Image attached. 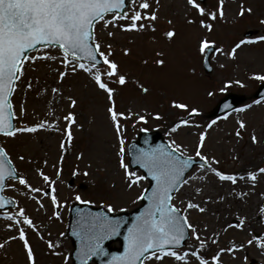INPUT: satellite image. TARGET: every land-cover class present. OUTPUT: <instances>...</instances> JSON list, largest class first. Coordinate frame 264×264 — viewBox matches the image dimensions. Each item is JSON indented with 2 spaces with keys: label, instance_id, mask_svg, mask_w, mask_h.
Listing matches in <instances>:
<instances>
[{
  "label": "rangeland",
  "instance_id": "374dc122",
  "mask_svg": "<svg viewBox=\"0 0 264 264\" xmlns=\"http://www.w3.org/2000/svg\"><path fill=\"white\" fill-rule=\"evenodd\" d=\"M197 2L208 11H216L218 7V0ZM240 5L250 7L252 14L239 16L237 13ZM153 8H156L154 2ZM223 11V20L205 19V23L212 25L211 31L200 27V17L188 10L185 0H160L157 8L158 18L154 22L155 31L122 32L118 27L111 25L105 29L103 21L95 25V39L102 44H112L113 55L110 59L118 64L120 73L127 77L125 86L112 83L107 77H103L109 87L115 89V111L124 113L126 117L129 112L132 113L128 119L119 120L125 149L129 140L134 139L140 129H156L162 132L169 145L175 141L181 146L185 156L194 157L198 134L207 131L202 151L220 161L217 165L219 169L232 173L240 167L246 170L257 166L264 167V144L252 145L250 141L253 132L258 138H262L264 99L255 98V91L261 81L254 77L264 75V42L245 43L236 50L234 58L227 55L239 41L255 40L264 35V25L259 24V20L264 19V0H224ZM188 18L196 22L189 24L186 22ZM105 19L111 17L107 16ZM169 20L172 21L171 24L168 23ZM119 23L125 24L127 21L121 20ZM169 29L176 31V36L171 41L164 36ZM248 31H251V35L245 36ZM108 32H113L114 37L109 38ZM202 39L213 42L214 49H222V52L213 50L211 53L212 71L209 74L204 73L202 69L204 52L199 51ZM124 49L129 50L127 55L124 54ZM45 51L60 56L55 49ZM101 51L107 50L102 46ZM158 53L162 55L158 56ZM157 58L165 60L163 67L155 64ZM105 67L101 65L98 69L103 72ZM53 69L67 71L68 74L61 83H57ZM237 81L239 83H236ZM29 83L31 88L27 87ZM225 84L229 86L225 88ZM140 85L147 87L148 93H143ZM53 87L59 88L60 92L52 93ZM209 92L213 95L209 96ZM230 93L243 98L236 109L245 108V111L212 116L211 112L219 99ZM69 97L77 101L73 108L69 107ZM256 101L260 103L257 104ZM173 102L188 105V110L172 107ZM11 103L17 127L34 126L40 122H45L46 127L36 133L17 134L14 138L0 135V145L5 149L17 173L26 177L32 187L48 189V185L37 174L38 171L55 182L53 187L60 207L56 208L51 204V192L49 196H44L43 193L37 195L19 185L18 181L8 180L4 194L11 197L16 206L0 216V244H4L9 236L17 234L14 229L8 230L7 225L10 222L4 217L14 215L19 208H24L25 214L39 228V233L26 228L35 264H70L69 259L65 260L70 243L63 235L68 205L76 201L75 196L80 195L82 200L90 201L93 205L111 204L113 212L128 210L137 205L138 197L147 181L144 179L131 189L127 187L123 169L119 167V158L116 155L119 143L106 111L111 102L107 99V94L94 84L88 73L82 70L73 73L71 68L65 69L59 59L37 61L35 65L26 64L24 74L11 96ZM247 105L251 107H246ZM21 106L25 109L22 118ZM191 108H196L198 115L190 116ZM69 112L73 113L75 119V123L70 126L64 119ZM157 114L162 119H154ZM139 115L145 116L147 122L139 121ZM181 120H188L189 125L171 132V128ZM237 120H243L247 126L242 130L243 138L240 140L234 135ZM213 121L215 123L212 127L207 128ZM66 128L71 132V139L66 134ZM80 154H83V158L78 160L77 156ZM21 155L24 156L23 161L18 158ZM233 155L238 159L233 160ZM123 159L126 163L125 152ZM74 171L77 173L75 176ZM84 172H88V175H83ZM134 172L141 175L139 171ZM192 175H200L197 167L189 172L186 179ZM69 181L72 182L69 184ZM195 183L196 186L201 184L189 180V185ZM189 185L181 186L174 194L172 203L177 207L181 206L180 199L190 190ZM205 193L209 194L208 188H205ZM260 193H264V177L257 184L255 194L249 197L250 200L255 197L260 199ZM192 195L193 192H190L188 199ZM32 196L41 200L44 207L37 210ZM259 201L263 202L261 199ZM220 206L226 208L228 205ZM54 212L59 213V219L55 218ZM186 215L190 223L201 228L208 224L210 231L221 225V221L218 222L216 217L203 216L194 210H189ZM257 220L254 234L264 236V217ZM40 236L43 239H40ZM60 238L65 241L64 244L59 242ZM249 238L247 231L243 233L229 229L227 232H221L218 246H211L208 255L215 254L220 246L225 247L224 242L229 239L245 242ZM48 241H51L55 248L49 249ZM192 243L195 241L188 239L185 244ZM259 250L252 245L246 246L244 251L224 254L222 264H252L254 260H260L264 264V257ZM52 252L59 255H52ZM0 264H26L22 242L17 239L0 249ZM144 264L149 262L145 261ZM163 264L173 262L165 258Z\"/></svg>",
  "mask_w": 264,
  "mask_h": 264
},
{
  "label": "snow or ice",
  "instance_id": "6c2138e0",
  "mask_svg": "<svg viewBox=\"0 0 264 264\" xmlns=\"http://www.w3.org/2000/svg\"><path fill=\"white\" fill-rule=\"evenodd\" d=\"M153 2L156 8H153ZM160 0H0V135L14 138L17 134L36 133L38 130L46 127L45 122H40L34 126L17 127L14 123L13 107L10 98L16 90V84L20 81L24 74L26 64L35 65L37 61H56L60 60L62 66L75 73L82 70L88 73L91 80L107 94V99L111 102L107 108V114L113 125L116 138L119 143V151L116 153L119 158V167L123 169V176L126 185L131 189L134 185L144 180L146 177L138 175L134 171L129 170V165L124 162L123 155L125 152L124 139L122 138V125L119 120L121 118L128 119L132 113L129 112L126 117L124 113L115 111L113 94L115 89L109 87L103 77H107L112 83L120 86L127 84V77L120 73L118 64L110 59L113 55L112 44H102L94 37L95 25L103 21V27H118L120 31H136L143 32L147 30L155 31L154 22L157 20V8ZM186 7L194 15L200 17V27L212 30L210 23H205V19L214 21L216 19H224V0H218L216 11H208L201 6L197 0H185ZM245 13L252 14V9L245 8L240 5L237 13L244 16ZM110 16L111 19H105ZM125 20L127 23L120 24L119 21ZM147 22V23H145ZM187 23L192 24L196 21L188 18ZM172 23L171 20L168 21ZM260 25H264V19L259 20ZM109 38L114 37L113 32L107 33ZM169 40H173L176 36L175 29H169L164 33ZM264 42V35L258 36L255 40H241L231 49L227 55L233 57L237 49L245 43ZM102 46L106 48L101 51ZM213 47V42L202 39L199 45V51L205 52L206 49ZM57 50L60 56L50 54V51ZM222 52V49H214ZM129 53L128 49H124V54ZM158 56L162 54L158 53ZM99 57V59L97 58ZM157 66L163 67L165 60L163 58L155 59ZM97 65L106 66L101 72ZM35 70V69H33ZM56 72L57 83H61L67 71L53 69ZM264 82V75L254 77ZM236 83H239L237 81ZM225 84V88L228 87ZM31 88V83L27 85ZM143 93H148L149 89L140 85ZM52 93L57 94L60 89L53 87ZM223 91V89H221ZM209 96L213 93L209 92ZM69 99V107L76 106L77 101L71 97ZM260 103V101H256ZM172 107L177 109L188 110V105L173 102ZM230 107L228 105L225 106ZM246 107H251L247 105ZM236 112H243L245 108L234 109ZM25 114V109L21 106V118ZM190 116L198 115L196 108H191ZM154 119H162L157 114ZM68 125L75 123L73 113L69 112L65 117ZM138 120L146 123L145 116L139 115ZM215 121L207 125L211 128ZM237 128L235 137L237 140L242 139L241 132L246 129V123L243 120H237ZM188 120H181L171 128V132H176L181 126H188ZM66 134L71 139V132L66 128ZM207 131H201L198 134V141L195 145V155L185 157L181 146L175 141L166 150L159 146L148 150H138L135 153L134 162L141 168L146 169L147 173L154 181L153 191L148 196L149 204L139 217L134 221L127 230L124 237V251L119 256L113 255L108 264H149L159 262L163 264L165 258H169L173 264H222V256L224 254H234L243 250L246 246L254 245L264 254V236L254 234V229L250 227V221L244 214L243 207H237L235 211L231 208L233 205H246L247 198L255 194V189L260 179L264 177V167H255L244 170L243 172H225L217 167L220 161L215 156L209 157L203 153ZM252 145L264 144V137L258 138L255 132L250 135ZM64 144H61V148ZM179 152V155L176 153ZM21 161L24 156L18 157ZM83 154L77 156L82 159ZM198 158L200 161L197 171L200 175L189 176L184 179L185 174L193 168L194 160ZM233 160L238 159L236 155L232 156ZM45 163H47L45 161ZM91 165H89L90 167ZM37 174L42 178L48 189L32 187L27 178L16 173L11 167V161L7 159L4 148H0V190L3 189L6 180H16L19 185L24 186L30 193H36L49 196L53 207H60L55 195L54 181L49 176L38 171ZM60 171H57V176ZM73 175H77L74 171ZM83 175L87 176L88 172ZM189 180L201 182L200 186L192 189L193 195L188 200H181V206L177 207L172 203L173 193L178 192V185H189ZM191 186V185H189ZM208 188L209 194L205 193ZM217 189H226V191H218ZM247 189V191L245 190ZM260 199L264 201V193L259 194ZM37 205V210L44 207L41 200L36 196L31 197ZM142 199V197H138ZM75 200L82 203L90 201L82 200L80 195L75 196ZM3 197H0V208L5 205ZM7 203H12L7 201ZM229 205L228 215L232 217L229 221L227 216L218 214L217 206ZM108 212H112L113 206L106 204ZM257 215L264 217V203L258 204ZM194 210L200 215H211L217 218V221H223L219 229H211L208 224H204L202 228L189 222L186 213ZM55 218L59 219V213L54 212ZM88 218H82V222L77 223L78 231L73 234L80 240L78 256L80 264H88V260L94 256L104 255V249L101 246L102 241L116 234L120 227L119 220H112L102 214H87ZM4 219L10 223L7 225L9 231L15 230L16 235L7 238L4 244H0V249L5 248L6 244L19 240L25 252L26 264H35V256L33 249L27 239L26 228L32 229L39 233V228L35 225L31 218L25 214L24 208H19L14 215H6ZM229 229L238 231L248 230L250 238L236 244L235 241L230 243L228 247H218L215 254L209 256L208 252L211 246H218L219 236L221 232H227ZM63 235V233H61ZM40 239H43L40 236ZM191 239L195 241L192 244H185V241ZM49 249L55 248V245L48 241ZM52 255H59L52 252ZM233 258H235L233 256ZM68 257H65L67 260ZM245 259H247L245 257Z\"/></svg>",
  "mask_w": 264,
  "mask_h": 264
},
{
  "label": "water",
  "instance_id": "95a60500",
  "mask_svg": "<svg viewBox=\"0 0 264 264\" xmlns=\"http://www.w3.org/2000/svg\"><path fill=\"white\" fill-rule=\"evenodd\" d=\"M213 48L210 47L206 49V53L203 60V67L205 72L211 71V66L209 63V55L212 52ZM99 59V57H97ZM257 97H264V84H262L257 92ZM242 100L241 97H236L234 95H228L224 99H222L215 110L213 111V115H219L223 112L231 111L237 106V104ZM226 105L230 107H225ZM161 147L166 150L169 149L168 143L164 140L162 133L160 131H145L141 130L138 132L137 137L135 140H132L128 146H127V153L129 156V164L130 167L135 170L139 169L143 176L146 177L148 180V186L143 191L140 199L139 204L127 211H121L118 213H111L108 212L107 209H105L102 206H93L91 204H85V203H73L69 207V219L67 223V229L65 236L70 239L71 241V252H70V259L71 264H80V257L78 256V249L80 246V240L79 238L74 235L73 233L78 231L77 223L82 222V218H88L87 214H102L104 216L109 217L112 220H119L120 221V227L118 229V232L116 234L111 235L109 238L102 241L101 246L104 249L105 254L100 256H94L89 258L88 264H108V262L112 259L113 255L119 256L124 251V237L127 235V230L129 227L132 226L134 221L141 215V213L144 211V209L148 206V196L152 194L153 191V185L154 181L151 180V177L147 173L146 169L141 168L137 163L134 162L135 153L138 152V150H148L150 148L155 147ZM1 148V147H0ZM180 153H176V155H179ZM8 159V158H7ZM199 160H194L193 167L195 165H199ZM12 167V165H11ZM13 168V167H12ZM190 171V170H189ZM188 173V172H187ZM185 174V176L187 175ZM185 178V177H184ZM6 182V181H5ZM5 186V184H4ZM180 185H178V188ZM174 194V193H173ZM0 197H3L4 201L6 202L3 208H0V210H6L10 207L14 206V203L11 199L6 198L2 195V190H0ZM7 201H11L12 203H7Z\"/></svg>",
  "mask_w": 264,
  "mask_h": 264
},
{
  "label": "bare ground",
  "instance_id": "6f19581e",
  "mask_svg": "<svg viewBox=\"0 0 264 264\" xmlns=\"http://www.w3.org/2000/svg\"><path fill=\"white\" fill-rule=\"evenodd\" d=\"M261 134H262L261 136L264 137V122H263L262 127H261ZM244 170H246L244 167H240V168H237V170L234 171V172H243ZM199 184H200V182H199ZM196 185H197V183H195L194 185H191L190 190L188 192H186V194L184 195V197L182 199H180V201L181 200H185L186 201L188 199V196H189L190 192H192V189L194 187H196ZM245 190L247 191V189H245ZM218 191H220V189H218ZM247 200H248V203L246 205L236 204V205H233L232 206L231 210L232 211H235V209L237 207H241L242 206L243 207V210H244V214H246L247 217L249 218L250 227L252 229H255V227L257 225V221H258L257 219L258 218L261 219V217L257 215V207H256L258 204H261L260 201H259L260 199L257 198V197H255V198H253L251 200H250V198H247ZM262 203H264V201ZM217 207H218V209H217L218 214H223V216H227V218H228L229 221L232 220V217L228 215V212L230 210L229 209V205L228 206H225L226 208H221L220 205L217 206ZM222 223H223V221L221 220V225H222ZM220 226L215 227V229H219ZM246 231L248 232L247 229H245L244 231H240V232H243L244 233ZM220 240L221 239H220V236H219V241ZM232 241H235L236 244H240L241 243L239 240H230L229 239L227 242H224L225 247L230 246V243ZM59 242H61L63 244L64 243V240L63 239H59ZM220 247H223V246H220ZM241 251H244V249L241 250ZM259 253L264 257V254H262V251L261 250H259ZM259 253H258V255H259ZM252 264H262V261H260V260L255 261L254 260V262Z\"/></svg>",
  "mask_w": 264,
  "mask_h": 264
}]
</instances>
